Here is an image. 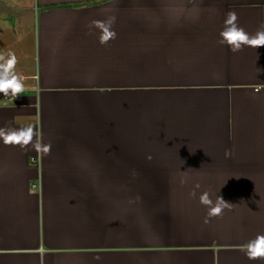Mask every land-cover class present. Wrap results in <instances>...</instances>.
Returning <instances> with one entry per match:
<instances>
[{"label": "crops", "instance_id": "0c3cea01", "mask_svg": "<svg viewBox=\"0 0 264 264\" xmlns=\"http://www.w3.org/2000/svg\"><path fill=\"white\" fill-rule=\"evenodd\" d=\"M230 11L264 23V0H0V56L24 55L0 264H264V47L219 43Z\"/></svg>", "mask_w": 264, "mask_h": 264}, {"label": "clouds", "instance_id": "9594fccd", "mask_svg": "<svg viewBox=\"0 0 264 264\" xmlns=\"http://www.w3.org/2000/svg\"><path fill=\"white\" fill-rule=\"evenodd\" d=\"M99 23V22H94ZM116 33L111 32L106 37H102L101 42L106 43L108 38H115ZM220 41L221 44H227L233 52L239 51L242 49V46L248 45L251 47H264V23H262L259 29L254 35H250L246 30L238 24V16L234 11H230L227 14L225 20V26L220 32ZM0 93L8 94L9 90L13 95L21 92L23 90V77L14 73V67L17 63V58L14 53L8 54V59L5 60L3 56H0ZM21 140L24 143H27L31 140V129L18 132H12L4 138L6 144L21 143ZM201 203L211 205L212 201L208 198V193H204L201 196ZM226 207L228 203L222 198L219 197L216 205L210 207L208 215L218 216L222 213L223 207ZM247 250V255L250 260H256L259 258H264V235H259L255 238L254 241H250L245 245Z\"/></svg>", "mask_w": 264, "mask_h": 264}, {"label": "rangeland", "instance_id": "374dc122", "mask_svg": "<svg viewBox=\"0 0 264 264\" xmlns=\"http://www.w3.org/2000/svg\"><path fill=\"white\" fill-rule=\"evenodd\" d=\"M26 1H28V0H18V2L21 4V3H23L24 5H25V3H26ZM2 18H4V19H9V15H4ZM13 19V17L11 18V20ZM25 22H26V20L24 21H22V23H24V26H25ZM22 25V24H21ZM30 25V24H29ZM17 32L16 30H13L12 32ZM21 34H24V40L23 41H26L27 39H31L30 38V36H29V31H25V30H23V32L21 33ZM18 37V39L20 40V37H21V35L19 36H17ZM18 49L20 48L19 46L17 47ZM13 71H16L17 72V74L19 75V73H18V70L17 69H14Z\"/></svg>", "mask_w": 264, "mask_h": 264}, {"label": "built area", "instance_id": "2783aa9c", "mask_svg": "<svg viewBox=\"0 0 264 264\" xmlns=\"http://www.w3.org/2000/svg\"><path fill=\"white\" fill-rule=\"evenodd\" d=\"M17 58H18V59H24V55H22V54H21V55H18ZM34 60H35V58H34ZM19 93H20V92H19ZM16 96H17V94L11 96V97L9 98V100L12 101ZM0 98H2V95H0ZM33 162H35V159H33Z\"/></svg>", "mask_w": 264, "mask_h": 264}]
</instances>
